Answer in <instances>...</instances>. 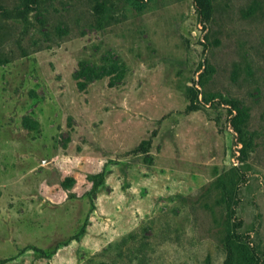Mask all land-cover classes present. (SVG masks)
Here are the masks:
<instances>
[{"label": "rangeland", "instance_id": "obj_1", "mask_svg": "<svg viewBox=\"0 0 264 264\" xmlns=\"http://www.w3.org/2000/svg\"><path fill=\"white\" fill-rule=\"evenodd\" d=\"M228 247L264 264V0H0V264Z\"/></svg>", "mask_w": 264, "mask_h": 264}, {"label": "trees", "instance_id": "obj_2", "mask_svg": "<svg viewBox=\"0 0 264 264\" xmlns=\"http://www.w3.org/2000/svg\"><path fill=\"white\" fill-rule=\"evenodd\" d=\"M96 27L97 28H100V18L96 21ZM235 121H236V117H233L231 119V126L232 128L237 131L236 129V125H235ZM233 251L232 249H230L229 247L227 248V257H226V261H225V264H232V255H233ZM238 256L240 258V264H251L253 258H251L249 255H247L245 249L243 248H239L238 247ZM252 264H256V261Z\"/></svg>", "mask_w": 264, "mask_h": 264}]
</instances>
